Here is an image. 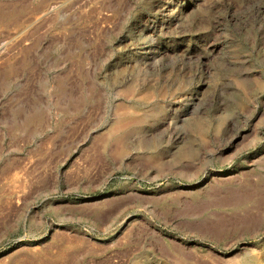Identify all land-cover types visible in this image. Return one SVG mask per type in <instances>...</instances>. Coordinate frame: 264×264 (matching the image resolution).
<instances>
[{
  "label": "rangeland",
  "instance_id": "1",
  "mask_svg": "<svg viewBox=\"0 0 264 264\" xmlns=\"http://www.w3.org/2000/svg\"><path fill=\"white\" fill-rule=\"evenodd\" d=\"M0 264H264V0H0Z\"/></svg>",
  "mask_w": 264,
  "mask_h": 264
}]
</instances>
